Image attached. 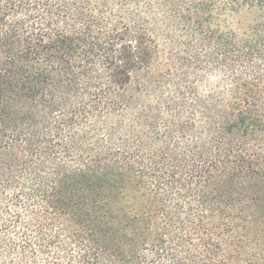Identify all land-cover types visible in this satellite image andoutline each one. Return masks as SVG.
Returning <instances> with one entry per match:
<instances>
[{"label":"trees","instance_id":"trees-1","mask_svg":"<svg viewBox=\"0 0 264 264\" xmlns=\"http://www.w3.org/2000/svg\"><path fill=\"white\" fill-rule=\"evenodd\" d=\"M0 264H264V0H0Z\"/></svg>","mask_w":264,"mask_h":264}]
</instances>
